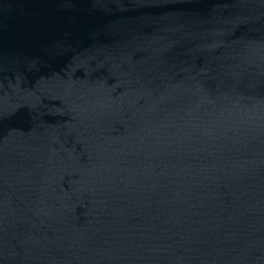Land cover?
Listing matches in <instances>:
<instances>
[{
  "label": "water",
  "instance_id": "obj_1",
  "mask_svg": "<svg viewBox=\"0 0 264 264\" xmlns=\"http://www.w3.org/2000/svg\"><path fill=\"white\" fill-rule=\"evenodd\" d=\"M0 264H264V0H0Z\"/></svg>",
  "mask_w": 264,
  "mask_h": 264
}]
</instances>
